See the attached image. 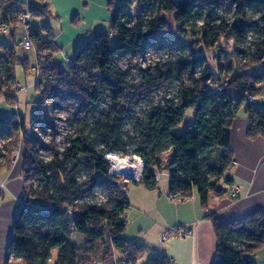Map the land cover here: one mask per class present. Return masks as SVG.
Listing matches in <instances>:
<instances>
[{
	"label": "trees",
	"instance_id": "trees-1",
	"mask_svg": "<svg viewBox=\"0 0 264 264\" xmlns=\"http://www.w3.org/2000/svg\"><path fill=\"white\" fill-rule=\"evenodd\" d=\"M110 7V31L96 33L80 46L72 67L53 63L56 45L48 24L30 31L37 60L42 64L47 58L50 66L37 82L41 99L34 103L36 111L29 123L32 132L24 115L0 112V141L5 143L0 150V173L11 169L14 154L23 146L26 183L7 249L8 264L11 259L51 264L54 252H58L55 264H97L115 252L126 264H136L150 252L147 246L124 238L131 207L126 193L129 184L121 185L108 175L104 156L110 150L128 156L127 146L133 142L137 149L129 156H139L146 163L143 182L135 184L155 190L160 182L157 175L169 170L170 199L196 195L207 207L212 195L223 196L233 184L230 129L241 107L246 106L250 121L248 139L264 138V109L248 101V97L264 94V69L256 71L264 64V0H126L122 4L111 1ZM135 9L136 16L132 14ZM24 10L32 19L52 16L49 7L37 0H0V23L10 29L11 38L10 43L0 42V98L14 104L18 103L12 93L17 67L30 74L34 65L18 52L16 31ZM167 14L173 18L175 31H170ZM162 32L175 41L188 36L199 40L196 48L185 51L174 63L144 72L142 85L131 86L124 75L114 71L115 59L144 55ZM203 51L218 52V74ZM175 82L179 84L176 99L152 107L135 125L136 137L128 139L124 129L135 106L146 93ZM210 83L218 88L211 90ZM56 92L79 99L86 110L79 135L68 138L63 152L55 140L42 145L37 135V130L55 128L46 114ZM128 93L133 97L126 103ZM106 102V109L97 112L98 105ZM189 112H193L194 123L179 131ZM43 149L51 152L49 161L41 156ZM168 153L169 165L164 168ZM99 188L106 191L107 201L91 206L88 201L94 200ZM93 210L98 216L91 219L90 234L79 243L77 221ZM210 218L218 237V259L213 264H257L253 256L264 249V211L229 224ZM97 233L108 240L101 242L94 237ZM148 264L172 263L156 257Z\"/></svg>",
	"mask_w": 264,
	"mask_h": 264
},
{
	"label": "crops",
	"instance_id": "crops-1",
	"mask_svg": "<svg viewBox=\"0 0 264 264\" xmlns=\"http://www.w3.org/2000/svg\"><path fill=\"white\" fill-rule=\"evenodd\" d=\"M17 1L29 3L35 0ZM111 1L122 4L126 0H37L49 7L52 16L48 22L45 19L37 20L33 29L48 24L51 32H54L56 52L53 55L62 53L68 57L67 62L72 61L69 60L71 55L96 33L110 31ZM43 37L48 40V36ZM52 61L57 64L54 57ZM263 69L264 64L256 71L261 72ZM254 104L264 109V94L257 96ZM249 126L246 106H243L230 129V147L234 154V165L230 171L233 184L227 187L223 196L212 195L207 207L201 204L196 195L185 202H176L170 199L169 189L165 198L163 193H158V189L150 191L141 184L128 185L126 193L131 210L129 214L126 213L128 226L125 234L127 236L134 228L135 231L132 238L126 240L150 248V252L136 264H148L156 257H166L172 264H213L218 259V237L210 217L229 224L257 211H264V138L248 139ZM233 186L240 189L236 199L229 195ZM25 187L22 162L14 163L10 170L0 173V264H8L7 249ZM147 223L150 226L144 228L143 224ZM176 227L193 229L194 236L188 239L173 237L162 243V236ZM151 230L155 234L146 237L144 232L149 233ZM262 258L264 250L254 260L258 264ZM16 262L23 264L14 259L9 264ZM118 262L126 263L122 255L115 252L111 261L97 264Z\"/></svg>",
	"mask_w": 264,
	"mask_h": 264
},
{
	"label": "rangeland",
	"instance_id": "rangeland-1",
	"mask_svg": "<svg viewBox=\"0 0 264 264\" xmlns=\"http://www.w3.org/2000/svg\"><path fill=\"white\" fill-rule=\"evenodd\" d=\"M133 15H137L136 9L132 11ZM21 16V15H20ZM49 18H46L45 21L48 22ZM165 19L168 21L170 31H175V25L173 23V18L170 15H165ZM37 20L39 19H32L30 22V30H33V27L37 24ZM201 26V22L198 24ZM10 33V32H9ZM23 34V29H21L20 26H18L16 31V37L20 40ZM51 34L54 36V32L52 31ZM9 34L5 35L0 30V42H6L10 43L11 38L8 37ZM47 35V34H45ZM48 36V35H47ZM156 42L153 46H150L147 50V52L144 55H125L122 57H117L115 59V68L114 71L118 74L124 75L126 78V81L131 86H140L143 83L144 80V72L147 71H155L156 67L164 66L167 63H174L180 55H182L185 51H192L194 48H196V43L199 40L197 37H184L179 40H173L172 36L168 34L167 32L158 33L156 36ZM222 47H225V43H222ZM80 48V47H79ZM78 48V49H79ZM77 49V51H78ZM77 51L74 53V55H71L69 60H74L75 55ZM232 51V50H231ZM18 52L22 58H28L30 62L34 65L31 66L30 74H26L24 69L22 67H17L16 69V77H17V83L13 88V95L18 100L17 104H14V102H7L4 97L0 98V112L3 114L13 115L14 113L22 114L26 117L27 124H28V130L29 132L33 131V128L29 126V123L31 122V119L36 111V106L34 105L35 102H39L41 99V93L38 91L37 88L40 89V86L37 87V82L44 78L46 75L41 72L40 75H38L36 72L33 71V68L35 65H40L42 69L47 66V63L50 64L49 61H47V58H44L42 60V64L40 63L38 59V54L35 50L31 51H24L21 46L18 49ZM47 54V53H46ZM53 55L54 60L57 64L62 65H68L67 58L62 55V53L59 54V56ZM203 54L207 56V58L210 61V65L212 70L218 74V62L216 61L218 52L217 51H203ZM45 55V54H44ZM226 62V60L224 59ZM260 68V67H259ZM257 68V69H259ZM256 69V70H257ZM19 84L23 86L24 88H27L26 91H20L18 86ZM178 82L173 83L167 88L161 89L159 91L153 92L151 94L146 93V97L143 101H141L135 108L134 116L129 124L126 125L124 129V133L126 134V137L129 139H133V137H136V128L135 125L139 123L140 121L144 120L149 111L154 106L164 105L167 101L176 99L177 92H178ZM215 83H210L209 87L211 90H216L218 87ZM20 94L19 98L18 95ZM128 99H125L126 103L130 99H132L133 95L131 93H128ZM256 99V97H254ZM52 100L54 102L53 107L47 111L46 118L49 122L54 123V130L53 128L45 127L43 130L39 131L37 130V135L39 136V141L42 145H48L53 140H55L57 144V149L60 152H63L65 147L68 145V138L69 137H76L78 132H80V124L84 121L86 110L82 108L81 102L77 98H72L68 95H64L61 93H54L52 95ZM255 103V102H254ZM252 103V104H254ZM109 102L102 103L98 105L96 108L97 112H101L102 110L106 109ZM194 123V115L193 112H189V116L185 119L184 123L182 124L179 131H183L187 125H191ZM1 145H3L1 143ZM137 149V146L131 142L127 146V152L126 154L130 155L133 154ZM1 150V149H0ZM23 152V146H20V149L18 151V159L14 163H20L21 162V155ZM41 156L45 161H49L51 159V152L49 150H41L40 151ZM171 153H168L165 155L164 158V168L169 165V159ZM121 155V154H120ZM126 157V155H123ZM119 181V184L123 185V181L119 178H116ZM169 181H170V173L169 170L164 172V175L162 176L159 185L157 184L158 193H163V196L166 198L168 195L167 190L169 189ZM30 186V185H29ZM130 186H136V184H129ZM128 189V188H127ZM151 191V190H150ZM94 200L90 199L88 202L90 205L97 206L98 204H105L107 201V193L106 191L101 188L96 189ZM131 210V208H130ZM130 210L127 211L129 214ZM98 216V213L96 211H92L89 216L85 218H79L77 221V230H78V236L77 239H79V243L83 240V237L85 235L90 234L89 229L87 225L93 219L94 217ZM144 228H148L150 226V223L143 224ZM135 228L133 231L129 232V234L126 236L124 234V238L127 240H130L132 238V233H134ZM152 230L147 233L144 232V235L146 237L152 236L155 234V232L151 233ZM94 237H97L100 239L101 242H106L108 239L105 235L101 233L94 234ZM264 250V249H263ZM261 250V251H263ZM260 251V252H261ZM256 254H254L253 257H256ZM58 258V252H54L52 256L51 264H55L57 262ZM112 258L102 262L106 263L111 261ZM15 261V259H14ZM15 264H21L20 262H16ZM258 264H264V259L262 258V262L260 261Z\"/></svg>",
	"mask_w": 264,
	"mask_h": 264
},
{
	"label": "built area",
	"instance_id": "built-area-1",
	"mask_svg": "<svg viewBox=\"0 0 264 264\" xmlns=\"http://www.w3.org/2000/svg\"><path fill=\"white\" fill-rule=\"evenodd\" d=\"M41 1H43V0H41ZM30 22H31V15H30L28 10H24L20 16L19 26L21 27V29H23V34H22V37L20 39V46L26 52L31 51V50H35L34 42L30 37V31H31L30 30ZM0 30L5 35L9 34V32H10V29L7 28L6 26L2 25L1 23H0ZM67 63H68L69 67H72V61H68ZM49 66H50V64L49 65L47 64V66H45L44 69H46ZM44 69H42L40 67V65H35V67L33 68V71L36 72L38 75H40L41 72H43V74H45ZM18 88L20 91H26L27 90V88H24L20 84H19ZM248 101L250 103H254L255 98L254 97H248ZM1 143L3 145L5 143H4V141H0V149L2 150L3 145H1ZM18 157H19L18 152H16L13 156V162H16ZM104 159L109 166L108 175L110 177L119 178L123 181V183H126V184H135V183L143 182L146 163L141 157L136 156V155H131V156L128 155V156L124 157L122 154L120 155L119 153H116V152L110 150V151L106 152ZM118 164H127L128 167L130 168L129 172H125L123 169H121L119 167ZM163 175L164 174L157 175L156 180L160 181ZM239 194H240V189L237 186H233L231 192L229 193L230 197L233 199L238 198ZM172 200L179 201V202H185L188 199L182 198L180 196H175V197H172ZM193 236H194V230L193 229H190L188 227H176L175 229H172L168 233L164 234L162 236L161 242L164 243L173 237L181 238V239H188V238H191ZM117 264H126V263L125 262H118Z\"/></svg>",
	"mask_w": 264,
	"mask_h": 264
},
{
	"label": "bare ground",
	"instance_id": "bare-ground-1",
	"mask_svg": "<svg viewBox=\"0 0 264 264\" xmlns=\"http://www.w3.org/2000/svg\"><path fill=\"white\" fill-rule=\"evenodd\" d=\"M121 169H123L125 172H129V167L127 164H118Z\"/></svg>",
	"mask_w": 264,
	"mask_h": 264
}]
</instances>
